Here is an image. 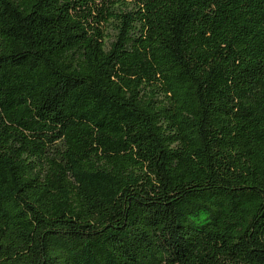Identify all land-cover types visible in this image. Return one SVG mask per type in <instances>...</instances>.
<instances>
[{
    "label": "trees",
    "instance_id": "obj_1",
    "mask_svg": "<svg viewBox=\"0 0 264 264\" xmlns=\"http://www.w3.org/2000/svg\"><path fill=\"white\" fill-rule=\"evenodd\" d=\"M0 264H264V0H0Z\"/></svg>",
    "mask_w": 264,
    "mask_h": 264
}]
</instances>
